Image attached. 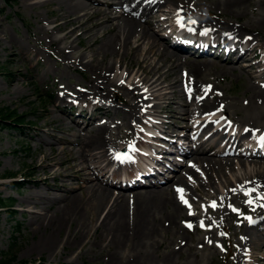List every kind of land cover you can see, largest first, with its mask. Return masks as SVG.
I'll list each match as a JSON object with an SVG mask.
<instances>
[{"label":"bare ground","instance_id":"obj_1","mask_svg":"<svg viewBox=\"0 0 264 264\" xmlns=\"http://www.w3.org/2000/svg\"><path fill=\"white\" fill-rule=\"evenodd\" d=\"M95 1L97 0L42 1L43 4L58 5L54 20H50L53 27L46 29L48 33L63 31V35L55 39L60 43L64 41L67 43L64 46L59 45L57 51L62 53L72 48L73 52V49L83 46L79 55L65 53L64 59L67 62L71 60L75 64L88 67L96 74L90 79L93 83V90L90 86H83L75 93L67 91L69 95L65 96L66 99L79 98L87 102L89 98H92L95 100L96 110L105 112L103 110L108 107L109 109L117 107L111 97L116 88L126 87L128 89L126 92L131 95L128 94L129 98L123 103L130 107V116L140 123L147 122L148 118L146 120L141 118V113L144 116L157 106V103L148 105L146 103L148 98H171L176 93H179L175 96L176 98H182L178 86L179 79L173 77L167 82V76L175 72L179 66L186 64L193 75L202 70L206 71L208 67L214 68V62L209 60L195 62L185 58L188 62H181L183 55L167 47L153 28V25L160 26L161 20L174 19L181 15L180 12L187 10L184 9L187 6L180 4L181 0H159L168 3L165 6L169 7L164 9L166 11L163 18L158 16L159 10L156 6L145 7V12H150L148 15H151V21H145L139 14L136 16L131 8L130 0L117 2V4L124 3L126 6V12L122 13L113 10L114 2L112 1L99 0L100 5L94 6ZM175 1L177 2L175 6H169ZM182 1L190 3L191 0ZM192 1H194L196 14L198 12L202 14V7L210 8L218 4H221L226 11H233L237 14L240 11L247 13L249 6L254 3H262L264 6V0ZM249 18L248 22L264 26V9ZM186 22L187 20L184 23ZM209 23L211 26L215 24L213 27L221 33L227 30V28L221 30V26L218 27L219 19L210 20ZM193 24L201 25L203 22L197 20ZM36 55L38 53L33 56L20 53L30 67L34 66ZM118 64H120L119 67H117ZM131 64L136 66L129 67ZM230 67L235 69L233 65ZM251 69L259 73V78L264 77V60L253 61L242 68L240 73L246 72L253 79ZM181 74V80H183V75L185 79H188L187 73L183 70ZM129 76L130 80L126 86L125 81ZM204 78L193 80L187 89V91L190 90L189 93L195 100L182 102L180 106H183V110L174 112L183 124H186L187 119L191 120L193 117L216 108L221 107L223 110L222 103L217 99L221 93L214 86L208 87L209 83H206ZM205 90L206 94H204ZM249 91L254 99L264 97V87L253 85ZM88 92H93V94L89 95ZM174 102L177 101L174 100ZM57 108L59 105H56ZM236 108L242 111L241 119H246L252 124L260 122L264 114V103L260 105L251 101L248 106L238 105ZM116 119L112 117L107 121L96 117L86 123L85 128L78 127L79 122L74 121L76 125L69 127V132L64 129L66 119L62 115H52L45 120L46 125L54 126V128L52 132L46 131L51 140L46 141L43 136L39 138L41 144L45 141L50 144V150L46 151L39 160V167L46 168L48 173L52 169L50 167L59 164L60 167L53 172L51 177L58 178L62 184L49 185V174L43 183L49 187L63 188L66 195L61 198L48 196V194L43 195L49 199L46 206H41L37 211L30 210V213L36 214L32 215L31 222L36 225L37 229L44 231L38 243L29 252L49 255L47 260L42 259L41 263L36 264H63V260L58 259L60 242L63 243V249L69 248L66 252H75L77 256L105 242L106 245L103 248L107 252L109 264H197L200 259H203L202 257L198 259L200 252L195 248V243L200 237L194 238L180 223V218L189 217L190 214L179 199L176 187L179 186L184 191H188L190 199L194 202L195 190L193 191V188H198L194 182H202V184L213 187L215 186L214 180L216 183L219 180L223 187H217L218 193L215 196L211 195V198L219 205L216 207L211 205L209 214L204 219L214 224L219 222V212L226 210L228 212L223 215V218H231L234 214L232 206H242L247 198L254 199L257 193L264 194V162L248 154L243 156L251 157V159L241 156L236 158L216 152L209 154V151L217 146L228 148L241 146L240 143L243 142L241 130L233 127L231 129L234 132L229 133L225 129L226 126H223L214 134L213 142L208 141L214 135L199 144L190 140L192 143L187 152L191 155L190 160L185 163L180 174L175 176L168 188L165 186L148 187L145 190L124 192L114 197L112 188L108 184L104 185L102 180V176L108 174L110 170V161L106 160L107 155L121 147L125 139L131 138L137 141V135L125 134L124 128L116 122ZM151 119L157 120L154 117ZM235 121L241 128H247L244 136L252 134L253 130L259 126L253 127V125L241 123L236 119ZM188 126L186 124V127ZM56 132H61V134L58 135ZM167 132L174 136L180 134L174 125L168 126ZM228 172L231 174L229 175ZM111 175L116 177L119 174L114 171ZM257 177H260L263 182ZM79 179L82 183L77 186L67 184L71 183L69 182L71 180ZM123 179L131 180L128 177ZM247 189H252L251 193H248ZM32 199L31 196L26 198V200ZM54 202H59L60 205L56 207ZM228 202L231 203L230 206L227 205ZM50 210L51 215L43 213ZM101 217V222L98 224ZM227 225L225 223V227ZM66 226L69 228L66 229L64 237H61ZM92 229L95 232L91 240H82L81 236L86 233L91 236ZM240 231L239 249L244 251L252 248L253 250L252 261L249 264H264V261L256 262V260H264V255L256 252L257 247L264 243V233H260L256 227L244 226V224ZM180 237L186 238L188 243H191L186 249L181 246L173 248L174 242ZM204 237L203 247L215 249L214 245L209 246L206 243L207 240ZM185 252L186 256L183 257ZM213 255L214 251L203 253V256L207 258ZM237 264H247V262L242 257Z\"/></svg>","mask_w":264,"mask_h":264},{"label":"rangeland","instance_id":"obj_2","mask_svg":"<svg viewBox=\"0 0 264 264\" xmlns=\"http://www.w3.org/2000/svg\"><path fill=\"white\" fill-rule=\"evenodd\" d=\"M42 1L44 0H8V2L6 0H0V108L9 107L10 109H15L19 114L24 115L25 118V124L23 126L6 125L3 121L0 122V198H13L11 207H0V258H13L12 264H36L41 263L42 259L47 260L49 257L47 253L38 254L37 252H29L38 243L44 231L43 229H37L36 225L31 222L32 215L36 214L30 213V210L37 211L41 206H46L45 204L49 199L43 195L48 194V196L60 198L66 195V191L63 188L49 187L43 183V180L45 181V178L48 177L47 174H49V185H53V183L62 184V181L58 178L54 179L51 177L54 174L53 172L60 167L59 164L50 167L52 169L48 173L46 172V168L39 167V160L46 151L50 150V144L46 143V141L51 140V138L46 134V131L52 132L54 128V126L46 125L45 120L52 115H62L67 121L72 122L70 119L72 116L66 110L68 109L67 101H63L60 98V93L74 88H83V86H90L93 90V83L90 79L96 75L94 70H90L83 65L75 64L71 60L67 62L64 59L65 53L79 55L84 48L83 46H79L78 49H73V52L71 50L72 48L67 50V52L63 51L59 53L57 51L59 45L64 46L67 43V41L60 43L55 39L57 36H62L63 31L48 33L46 29L53 27L50 20H54L58 5L55 3L43 4ZM157 1L159 0H130L134 6L137 3L135 7L139 8L141 12L145 10L143 8L149 6L150 2L156 3ZM176 4L177 2L175 1L169 4V6H175ZM180 4L187 6L188 9H184L189 11L190 14L188 16L194 15L197 17L199 21L203 22L201 26L205 29L216 31L213 27L215 24L211 26L209 21L219 19L218 27L221 26V30L227 28V30H224L227 33L225 35L230 34L235 36L234 38L238 41L249 39L253 42L264 44V26L248 22L249 17L257 15V12L264 9L262 3L250 5L245 14L243 11H240L239 14L233 11H226L221 4L213 7L210 6V8L202 7V14H199V12L196 14L194 12V9H196L194 8V1L191 0L188 3L181 0ZM93 5L99 6L100 4L93 3ZM117 7L114 6L113 10L115 11ZM165 8L169 7L166 6ZM188 18L193 19L194 17ZM136 27L138 26L136 25ZM20 53L30 56L38 53L36 55L37 59L33 63L34 66L30 67V64L20 56ZM190 59L193 60V58ZM188 61L183 58L181 59V62ZM134 64L129 65V67ZM119 66L120 64L117 67ZM230 66V63H218L216 61L214 68L208 67L206 71H199L195 75L191 73L192 71L186 64L179 66L175 72L167 76V82L171 81L173 77L179 79L178 86L182 93V98H176L175 96L179 94L176 93L171 98L157 99L160 103L158 104L157 110L164 114L166 113L169 116L168 119H173L176 123H182L178 118H173L172 116L175 114L174 111L183 110V106H180L182 102H188L184 99L183 87L187 88L192 84L193 80L196 81V79L205 77V82L209 83L208 87L214 86L221 93V96H218L217 99L226 107V115L234 121L235 119L240 121L242 111L237 109L236 106H248L251 101L260 105L264 103V97H256L254 99L251 91H249L253 85L264 87V77L259 78L256 76L255 69H251L253 79L246 72L241 74L243 63L234 65L235 69H232ZM183 69L187 70V80H181V71ZM51 94H53V97H50ZM88 94L92 95L93 92H89ZM128 94L129 96L131 95L129 92H126L125 88H116V91L111 97L114 104L118 107H114L109 111L111 114H117L121 123L123 121L124 131L129 130L133 123H135L133 116H130V107L123 103L129 98ZM174 100L177 102H174ZM151 102L152 100H149V103ZM56 103L60 105L63 109L62 111L56 109ZM213 113L221 115L220 111L210 114ZM240 122L253 125V127L259 125L255 128V131L260 132L264 130V114L260 122L252 124L246 119H241ZM63 126L69 132L68 128L71 127V124L64 121ZM56 133L58 135L61 134V132ZM40 136L44 137L46 140L45 143H40ZM127 142L125 141L123 146ZM108 155L106 160L110 158ZM228 173L229 175L231 174L230 172ZM23 178L26 179L21 184V187L14 184L16 180ZM257 178L262 181L260 177ZM69 182L71 183H66L77 186L82 183V180H71ZM194 183L198 187L197 189L193 188V191L195 190L193 194L194 202L191 201L189 195L183 193V196L191 204V208L189 204H186L181 199V192L179 197L187 207L188 214H190L189 217L180 218V223L186 226V230H188L187 224L190 222L193 225L190 229L193 233L188 231L194 238L200 237L194 243L196 250L200 252L198 259L202 257L204 260L200 259L197 264H237V245L241 237L240 229L242 227L240 226L241 221L238 219V215L234 214L231 218H223V215L228 212L224 210L218 214L220 216L218 218L219 222L212 224L204 220L207 214H209L212 202L215 201L218 205L216 200L211 199V195L215 196L218 193L216 188L223 187V184L219 180H217V183L214 180L215 186L213 187L202 184V182ZM27 196H31L33 199L26 200ZM114 196L116 195L114 194ZM249 200L252 201V207H254L255 200L261 199H248L246 201L249 203ZM59 205V202L56 203V207ZM261 206L264 208V204H261ZM236 209L243 211L242 207H234L235 212H237ZM105 212L106 210L102 213V216ZM43 213L52 214L51 210L44 211ZM262 214L264 212H261V216L264 217ZM101 219L102 217L99 219L98 224L101 222ZM201 221H203V225L208 227L202 226ZM244 221L246 222L247 219L245 218ZM225 223L228 225L223 230L221 225H225ZM218 224L220 226L217 232H213L212 228ZM196 225L205 227V230H194ZM68 228L69 226L65 227L61 233V237H64L66 229ZM94 232V229H92L90 231L91 236H88L86 233L81 236V239L91 240ZM204 236L206 240L209 237L212 241L217 242V248L214 246L215 249L213 250L205 249L206 247L202 245ZM182 238L180 237L174 242L173 248H179L178 246H181L186 249L191 244L188 243L186 238ZM206 243L209 245L208 241ZM105 245L106 243L104 242L102 245L89 249L84 254L77 256L75 252H66L69 248L63 249V243L60 242L58 245V251L60 252L58 259L63 260V264H109L107 262V252L103 248ZM209 246H213V244ZM259 250L264 252V243L260 247H257L256 252ZM212 251H214L212 257L207 258L203 256V253ZM257 253L259 254V252ZM183 255L185 257L186 252Z\"/></svg>","mask_w":264,"mask_h":264},{"label":"trees","instance_id":"obj_3","mask_svg":"<svg viewBox=\"0 0 264 264\" xmlns=\"http://www.w3.org/2000/svg\"><path fill=\"white\" fill-rule=\"evenodd\" d=\"M0 119L7 122L13 120L14 122L21 123L23 118L14 110H9V108H1ZM10 203L11 202H7L6 200H0V205H8ZM11 261V258H3L0 259V264H11Z\"/></svg>","mask_w":264,"mask_h":264},{"label":"snow or ice","instance_id":"obj_4","mask_svg":"<svg viewBox=\"0 0 264 264\" xmlns=\"http://www.w3.org/2000/svg\"><path fill=\"white\" fill-rule=\"evenodd\" d=\"M181 11H182V10H181ZM177 19H178V22L180 23V26H181V27H185V24H184V22H183V21H184L183 16H178ZM192 23H196V22H195V21H192ZM191 30H192V31H195L194 28L191 29ZM207 31H209V29H205V32H207ZM260 139H261L262 142H264V137H261ZM241 187H242V186H241ZM179 191L181 192V199L184 200V202H185L186 204H189L188 200L183 196V191H184V190H183V189H180ZM246 191H247L248 193H251L252 189H247ZM262 199H264V196H262ZM249 203H252V201L250 200ZM212 206H213V207H216V206H217V204H216L215 201L212 202ZM189 207L191 208V204H189ZM233 207H234V206H233ZM236 211H240V210H239V209H236ZM248 219L251 220V217H248ZM201 225H202V226H206V225H203V221H201ZM188 227L191 228V227H193V225H192L190 222H188ZM206 227H208V226H206ZM222 234H224V233H222ZM224 235H226V234H224Z\"/></svg>","mask_w":264,"mask_h":264}]
</instances>
